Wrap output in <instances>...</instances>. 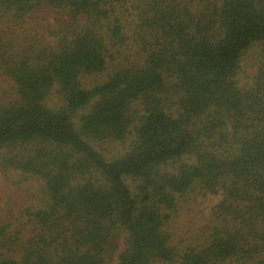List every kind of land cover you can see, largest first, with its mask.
Listing matches in <instances>:
<instances>
[{"label":"trees","instance_id":"16d2710c","mask_svg":"<svg viewBox=\"0 0 264 264\" xmlns=\"http://www.w3.org/2000/svg\"><path fill=\"white\" fill-rule=\"evenodd\" d=\"M0 70V264H264V0H0Z\"/></svg>","mask_w":264,"mask_h":264},{"label":"rangeland","instance_id":"374dc122","mask_svg":"<svg viewBox=\"0 0 264 264\" xmlns=\"http://www.w3.org/2000/svg\"><path fill=\"white\" fill-rule=\"evenodd\" d=\"M252 72H246L244 78L250 76ZM106 75L103 76L105 78ZM100 78H95L91 81H95ZM246 80V79H245ZM12 86L9 80L3 75L0 70V101H3L7 96H12L11 92ZM52 100L57 101L58 99L52 98ZM31 145H26V147L17 145V148L6 149L7 152L11 154H18L20 152H25L26 148L29 151ZM101 149V146L98 145ZM105 144L102 148H106ZM113 147V146H112ZM0 172V226L2 224H11L10 233L11 235H17L16 232H21L23 237L29 227L23 225V222L27 220L25 211L28 208H35L41 205L42 192L39 189V182L35 179H28L24 181L23 178L19 176L7 177L6 174ZM221 201L220 196L209 195L203 200L199 201V204L194 205L191 212H186L188 220L194 221L195 224L200 222L203 223L205 219H208L211 215L212 209ZM184 221V219H182ZM191 224V223H190ZM189 224V225H190ZM16 233V234H14Z\"/></svg>","mask_w":264,"mask_h":264}]
</instances>
